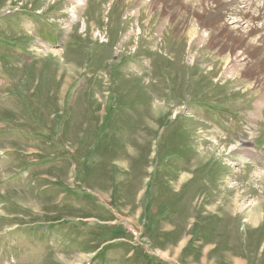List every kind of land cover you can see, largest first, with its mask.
Returning a JSON list of instances; mask_svg holds the SVG:
<instances>
[{"label":"rangeland","instance_id":"rangeland-1","mask_svg":"<svg viewBox=\"0 0 264 264\" xmlns=\"http://www.w3.org/2000/svg\"><path fill=\"white\" fill-rule=\"evenodd\" d=\"M73 1L0 0V264H264L261 88Z\"/></svg>","mask_w":264,"mask_h":264},{"label":"bare ground","instance_id":"bare-ground-1","mask_svg":"<svg viewBox=\"0 0 264 264\" xmlns=\"http://www.w3.org/2000/svg\"><path fill=\"white\" fill-rule=\"evenodd\" d=\"M124 1H129L131 6L137 7V10L130 13V17H140L142 12L147 13L148 28L151 23H154L157 31L164 29L165 35H171L172 32L185 33V36H181L184 39L180 37L178 42L188 41L187 44L191 50L196 49L194 52L211 49L214 55H220L218 64L224 66L225 75L241 78L243 72L249 73L248 75L245 73L247 79L253 80L261 88L258 94L259 99L252 107L255 106L258 111L263 109L264 112V0ZM112 2L114 4L109 5L110 8L107 9L108 14H113L116 0H112ZM71 3L76 14L80 13L85 5L84 0H74ZM232 21H234V25H231ZM138 26L141 28V30L139 28L142 31L141 35H143L145 28L141 25ZM193 38L195 41L197 40V43L192 40ZM44 50L47 51V49ZM182 50L184 49L182 48ZM49 54L51 53L47 55ZM198 59V56H192V63H198ZM219 66L215 65L212 70L216 72V68ZM249 86L251 87V85ZM199 124L196 123V125ZM227 139L229 138H225V140ZM215 143L220 146L219 141H215ZM260 173L258 175L263 180L264 175H260Z\"/></svg>","mask_w":264,"mask_h":264}]
</instances>
